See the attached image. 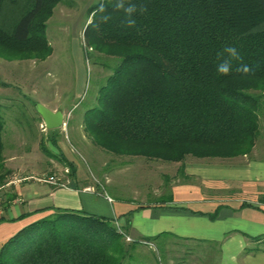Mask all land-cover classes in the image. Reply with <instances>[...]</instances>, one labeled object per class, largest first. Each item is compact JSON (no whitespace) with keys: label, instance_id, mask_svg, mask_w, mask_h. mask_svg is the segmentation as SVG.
Returning <instances> with one entry per match:
<instances>
[{"label":"trees","instance_id":"1","mask_svg":"<svg viewBox=\"0 0 264 264\" xmlns=\"http://www.w3.org/2000/svg\"><path fill=\"white\" fill-rule=\"evenodd\" d=\"M5 1H25L29 10L12 32L0 27V58L46 60L53 52L47 22L63 0H0V13ZM132 2L137 5L133 27L114 9L115 0H100L89 9L87 46L120 60L84 113V131L93 144L116 156L182 165L188 157L250 156L261 136L264 108V0ZM141 6L146 11L140 12ZM102 15L111 19L104 23ZM226 46L236 47L243 63L255 66L253 73L234 67L219 75L217 57ZM4 130L0 104V188L10 174ZM52 135L50 142L61 151L56 131ZM41 148L49 153L43 143ZM61 154L53 156L74 178L75 164ZM16 198L7 197L4 211ZM7 220L0 217V223ZM123 232L110 219L56 209L4 242L0 264H130L136 243L126 244Z\"/></svg>","mask_w":264,"mask_h":264},{"label":"rangeland","instance_id":"2","mask_svg":"<svg viewBox=\"0 0 264 264\" xmlns=\"http://www.w3.org/2000/svg\"><path fill=\"white\" fill-rule=\"evenodd\" d=\"M99 1L63 0L54 9L46 29L53 52L46 60L0 58L4 156L5 166L10 171L6 184L0 188L1 217L5 215L7 197L17 194L18 185L49 182L51 178L59 183L57 185L68 183L70 168L53 155L65 152L70 155L71 152L92 183L103 186L112 196L137 198L142 203L154 201L160 194H170L175 182L186 179L183 167L186 162L200 161L188 157L182 165L139 156H116L94 145L85 133L84 113L96 103L98 91L120 61L93 52L86 44L84 33L91 21L89 9ZM24 2L16 5L4 2L0 13L2 29L13 31L29 10ZM41 103L66 111L75 105L76 108L66 115L63 127L49 130L36 109ZM53 131H56L57 145L60 143L63 147L61 150L58 146L61 151L50 142ZM42 143L49 153L42 150ZM257 145V156L264 159V108ZM257 156L253 153L244 159ZM116 227L121 229L119 225ZM124 241L130 243L126 237ZM137 249V252L131 251L130 264H162L155 249L154 252L144 246ZM170 257H183V254L171 253Z\"/></svg>","mask_w":264,"mask_h":264},{"label":"crops","instance_id":"3","mask_svg":"<svg viewBox=\"0 0 264 264\" xmlns=\"http://www.w3.org/2000/svg\"><path fill=\"white\" fill-rule=\"evenodd\" d=\"M41 104L65 117L76 108ZM257 146L253 153L259 156ZM71 154L64 153L77 170L67 184L34 181L16 187L17 198L3 215L8 220L0 223V248L25 227L66 209L112 220L136 243L131 251L155 249L162 264H264V159L187 161L183 182H175L170 194L142 203L92 183ZM25 213L30 215L9 221ZM171 253L183 257L169 258Z\"/></svg>","mask_w":264,"mask_h":264},{"label":"clouds","instance_id":"4","mask_svg":"<svg viewBox=\"0 0 264 264\" xmlns=\"http://www.w3.org/2000/svg\"><path fill=\"white\" fill-rule=\"evenodd\" d=\"M112 6L115 10L123 13V18L128 27H133L135 25L136 21L132 17L134 13L137 12V5L133 3L132 0H115V3ZM99 10L101 12L105 10L103 4L100 6ZM139 11H146V6H141ZM109 19H111V17L108 15L101 16V20L104 23H107ZM217 60V73L224 76L229 75L234 67L244 75L253 73L255 67L244 64L243 57L234 46H226L223 51L218 54Z\"/></svg>","mask_w":264,"mask_h":264},{"label":"water","instance_id":"5","mask_svg":"<svg viewBox=\"0 0 264 264\" xmlns=\"http://www.w3.org/2000/svg\"><path fill=\"white\" fill-rule=\"evenodd\" d=\"M36 109L47 129L56 130L65 125V115L62 111H52L42 104H38Z\"/></svg>","mask_w":264,"mask_h":264},{"label":"built area","instance_id":"6","mask_svg":"<svg viewBox=\"0 0 264 264\" xmlns=\"http://www.w3.org/2000/svg\"><path fill=\"white\" fill-rule=\"evenodd\" d=\"M49 182L52 183V184H59V183H57V182L54 181V178H51ZM61 185H62V184H61ZM62 186H63V185H62ZM1 203H3V202H2V199H1V197H0V204H1ZM0 217H1V216H0ZM118 232L121 233V234H124L123 230H121L120 228H118ZM124 236L126 237V239H127L128 242H132V241H133V240H132L130 237H128L127 235H124Z\"/></svg>","mask_w":264,"mask_h":264}]
</instances>
